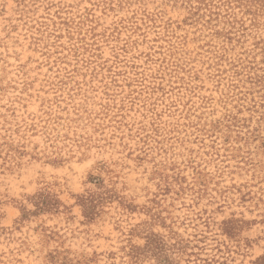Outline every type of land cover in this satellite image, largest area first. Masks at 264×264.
<instances>
[{
    "label": "rangeland",
    "instance_id": "374dc122",
    "mask_svg": "<svg viewBox=\"0 0 264 264\" xmlns=\"http://www.w3.org/2000/svg\"><path fill=\"white\" fill-rule=\"evenodd\" d=\"M0 264H264V0H0Z\"/></svg>",
    "mask_w": 264,
    "mask_h": 264
}]
</instances>
